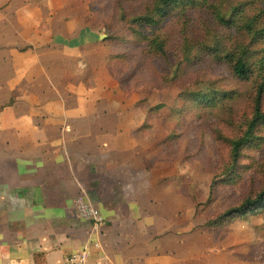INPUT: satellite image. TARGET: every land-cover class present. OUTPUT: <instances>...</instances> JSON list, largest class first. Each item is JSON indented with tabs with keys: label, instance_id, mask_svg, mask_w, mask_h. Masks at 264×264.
Masks as SVG:
<instances>
[{
	"label": "rangeland",
	"instance_id": "1",
	"mask_svg": "<svg viewBox=\"0 0 264 264\" xmlns=\"http://www.w3.org/2000/svg\"><path fill=\"white\" fill-rule=\"evenodd\" d=\"M61 1L47 9L53 16H82L86 25L105 35L107 50L92 45L86 52L104 59L128 104V153L108 157H116L121 166L85 179L79 200L70 194L68 221H77L75 231L57 216L29 214L25 206L11 210L14 202L1 183L0 242L46 244L66 234L85 241L84 227L96 222L83 211L114 199V191L123 187L136 205L134 191L150 193L154 182L165 194L146 200L143 207L157 212L155 222L169 219L171 203L172 219L181 222L182 233L210 235L212 255L222 264H264V203L245 216L221 219L264 190V122L253 142L241 148L238 162L232 159V144L245 135L264 80V34L257 35L264 30V0H170L164 16L154 11L157 0ZM52 27L58 25L53 22ZM241 57L250 68L245 78L234 71ZM0 91L1 96L4 89ZM6 176L8 170L2 169L0 182L10 181ZM93 179L103 183L93 184ZM170 192L178 200L172 202ZM3 208L18 214H3Z\"/></svg>",
	"mask_w": 264,
	"mask_h": 264
},
{
	"label": "crops",
	"instance_id": "2",
	"mask_svg": "<svg viewBox=\"0 0 264 264\" xmlns=\"http://www.w3.org/2000/svg\"><path fill=\"white\" fill-rule=\"evenodd\" d=\"M54 1L0 0V171L7 169L10 180L0 184L11 194V210L25 206L29 214L57 216L75 231L77 221H68L70 194L79 200L85 179L121 166L116 157H108L128 153L125 125L132 119L104 59L86 52L92 45L107 50L105 35L82 16H53L47 9L62 2ZM94 179L93 184L103 183ZM126 188L95 207L104 222L88 223L85 241L68 234L46 244L5 245L0 240V264H37L40 254L39 264H62L65 255L90 240L102 244L105 264H222L212 255L210 235L182 233L181 222L172 219L171 203L166 221L155 222L157 212L143 207L165 194L164 187L153 182L150 193L134 191L136 205ZM168 196L178 200L173 192ZM3 209V214L17 213Z\"/></svg>",
	"mask_w": 264,
	"mask_h": 264
},
{
	"label": "trees",
	"instance_id": "3",
	"mask_svg": "<svg viewBox=\"0 0 264 264\" xmlns=\"http://www.w3.org/2000/svg\"><path fill=\"white\" fill-rule=\"evenodd\" d=\"M170 4H172L170 0H157L154 9L155 13L158 16H164L166 13V9L169 7ZM147 20L153 21L152 19H147ZM247 26H248L247 28L250 31L254 30L252 23H249ZM263 34H264V30H261L257 33L258 36ZM234 71L238 78H245L248 76L250 72V68L246 63L245 58L241 57L235 62ZM263 97H264V80L259 85L256 92L255 101H254V106H255L254 117L251 120L245 135L241 139L234 141L232 144V159L234 164L237 163L240 158V150L243 147V145H245L246 143L253 142L256 128L260 123L264 122V114L262 113ZM11 104H9V106ZM3 108L4 106L0 107V111ZM263 203H264V190L261 193H259L255 198L247 199L239 207L232 208L226 211L224 215L221 217V219L233 216L235 214L245 216L248 212L254 210L256 207H258ZM42 256L43 254L36 256L35 260L37 264H39L38 257H42Z\"/></svg>",
	"mask_w": 264,
	"mask_h": 264
},
{
	"label": "built area",
	"instance_id": "4",
	"mask_svg": "<svg viewBox=\"0 0 264 264\" xmlns=\"http://www.w3.org/2000/svg\"><path fill=\"white\" fill-rule=\"evenodd\" d=\"M83 212V215L91 217L96 222L95 224L103 221L95 207L88 208V210ZM105 262L106 254L100 241L90 240L79 251L65 255L62 264H105Z\"/></svg>",
	"mask_w": 264,
	"mask_h": 264
}]
</instances>
